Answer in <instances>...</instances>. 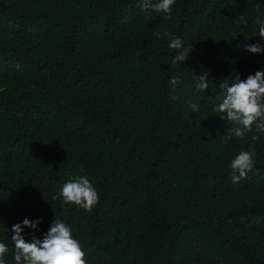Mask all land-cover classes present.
<instances>
[{
	"label": "trees",
	"instance_id": "trees-1",
	"mask_svg": "<svg viewBox=\"0 0 264 264\" xmlns=\"http://www.w3.org/2000/svg\"><path fill=\"white\" fill-rule=\"evenodd\" d=\"M139 2L0 0L6 264L25 218L42 221L27 242L64 222L87 264H264V133L227 139L213 111L222 81L264 71L244 47L264 46V0H175L170 18ZM177 36L193 50L174 66ZM242 150L256 163L233 182ZM81 177L99 194L91 212L53 199Z\"/></svg>",
	"mask_w": 264,
	"mask_h": 264
},
{
	"label": "clouds",
	"instance_id": "clouds-1",
	"mask_svg": "<svg viewBox=\"0 0 264 264\" xmlns=\"http://www.w3.org/2000/svg\"><path fill=\"white\" fill-rule=\"evenodd\" d=\"M175 0H140L139 7L142 10H152L167 14L170 18L172 6ZM256 23L260 25L258 35L264 37V20L257 18ZM160 37V32L153 33ZM163 35H169L164 33ZM169 48L177 50L173 58V65L188 59L193 49L185 48L180 37L171 39ZM252 53L264 52V46L260 44H248L244 46ZM207 73L198 76L196 86L201 91L209 88ZM180 82L179 75L170 80L175 87ZM223 95L218 97L220 103L214 106L213 111L222 113L220 117L232 124L227 129L226 138L233 136L243 139L247 133H252L254 128L257 133H264V71H257L242 80L239 75L234 77L231 83L222 81L219 85ZM197 104H192L193 111L198 110ZM252 141L259 139L258 135L251 136ZM254 153L241 151L230 163L233 173V182H239L246 178L247 173L255 165ZM238 173L239 175H236ZM63 198L64 204H74L86 212H91L99 201V194L87 178L81 177L65 183L58 195L53 199ZM42 221H32L25 218L21 223L13 225L11 240L14 242V260L16 264H87L86 253L80 242L73 238L71 229L61 220L54 219L50 229L44 234L43 240L33 236L32 242H27L22 235L25 228L36 230ZM8 246L0 242V264H6L4 257L8 253Z\"/></svg>",
	"mask_w": 264,
	"mask_h": 264
}]
</instances>
